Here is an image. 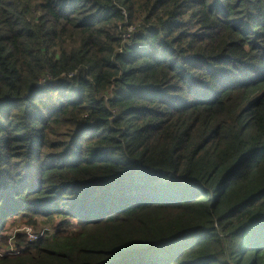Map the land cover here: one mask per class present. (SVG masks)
I'll return each mask as SVG.
<instances>
[{"label":"trees","instance_id":"1","mask_svg":"<svg viewBox=\"0 0 264 264\" xmlns=\"http://www.w3.org/2000/svg\"><path fill=\"white\" fill-rule=\"evenodd\" d=\"M0 264H264V0H0Z\"/></svg>","mask_w":264,"mask_h":264},{"label":"rangeland","instance_id":"2","mask_svg":"<svg viewBox=\"0 0 264 264\" xmlns=\"http://www.w3.org/2000/svg\"><path fill=\"white\" fill-rule=\"evenodd\" d=\"M32 228L27 227L22 220L19 218L11 219L9 218L6 222L4 233L8 238L15 239L14 237L19 234L21 237H24L26 240L34 239L36 236H39L42 232L43 235L54 232V228L48 224L42 222V219L36 220V223L31 226ZM12 233V234H11ZM42 235V236H43ZM9 240V241H10Z\"/></svg>","mask_w":264,"mask_h":264},{"label":"built area","instance_id":"3","mask_svg":"<svg viewBox=\"0 0 264 264\" xmlns=\"http://www.w3.org/2000/svg\"><path fill=\"white\" fill-rule=\"evenodd\" d=\"M43 235V232L39 235V236H36L34 239H38L39 237H41Z\"/></svg>","mask_w":264,"mask_h":264}]
</instances>
